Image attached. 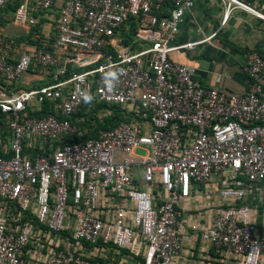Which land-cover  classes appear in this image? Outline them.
<instances>
[{"label":"built area","instance_id":"1","mask_svg":"<svg viewBox=\"0 0 264 264\" xmlns=\"http://www.w3.org/2000/svg\"><path fill=\"white\" fill-rule=\"evenodd\" d=\"M55 1L21 0L14 24L35 26ZM221 2L222 23L233 9L264 20L242 0ZM192 6L193 0H62L52 42L11 48L13 54L0 48V264L119 263L97 261L95 250L105 246L141 264H171L187 229H197L187 227L179 204L212 181L222 202L201 239L238 264H264L257 225L264 57L244 63L243 93L204 86L191 66L169 57L216 34L174 42ZM129 19L134 39L115 45ZM138 38L145 44L134 48ZM30 70H45L50 82L18 88ZM94 103L119 105L129 119L85 138L88 128L78 125L84 117L75 114ZM107 106L99 118L110 113Z\"/></svg>","mask_w":264,"mask_h":264},{"label":"crops","instance_id":"2","mask_svg":"<svg viewBox=\"0 0 264 264\" xmlns=\"http://www.w3.org/2000/svg\"><path fill=\"white\" fill-rule=\"evenodd\" d=\"M242 1L264 14V0ZM61 3L62 0H56L49 10L37 16L38 32L33 33L34 40L54 35L53 25ZM223 10L221 0H193V6L183 16L174 42L183 44L205 39L214 32L216 34L192 49L174 50L169 53V57L173 61L191 66L194 76L204 86H216L226 93L239 94L245 92L249 84V78L243 69L246 60L258 54L264 57V20L251 12L233 9L228 19L222 23ZM25 28L22 27L24 33L28 34L30 28ZM119 34L121 33L113 39L115 45L121 40ZM144 44V40L138 38L133 47L141 48ZM49 82L50 76L46 72L30 70L23 74L17 87L25 89ZM262 86L264 88V74ZM119 202V199L113 200V203ZM221 202L216 181L203 185L199 193H193L180 202L185 224L187 227L196 224L197 229H187L188 237L171 264H238L235 255L228 251L215 252L200 237L201 229L210 225L212 214ZM257 225L264 232V204L260 209ZM95 252L99 262L113 260L116 263L119 260L117 264H141L139 259L119 254L111 246L99 248Z\"/></svg>","mask_w":264,"mask_h":264},{"label":"trees","instance_id":"3","mask_svg":"<svg viewBox=\"0 0 264 264\" xmlns=\"http://www.w3.org/2000/svg\"><path fill=\"white\" fill-rule=\"evenodd\" d=\"M20 1L21 0H12L11 2L7 3L6 5L0 6V7H7L9 10H12V12H15ZM28 32L29 33L25 35L27 40L32 38V35L34 32H38L37 23L35 26H32ZM135 32H136V23L132 19H129V22L126 23V25H124L122 27V33L121 34H124L123 36L125 38H131L130 40L132 41L134 38ZM40 38H42V39L38 38L35 40H31V42L33 41V43H30V44L42 45L41 43H42V40H44V39H46V41H48V42H52L54 40V35L46 37V38H44V36H43ZM125 43L128 44L130 42H128V39H125ZM30 44H28V45H30ZM258 55L263 57L260 54H258ZM104 106H107V105L100 104V103H94L93 108L84 107L78 113L75 114L76 117H84V120L80 121L78 123V125L80 127L88 128V130L84 134L85 138H87V137H98L103 130H107L110 127L114 126L115 124H117L121 121H126L129 119L128 113H126L119 105H114V104L107 106L111 110L109 114H106V115L102 116L101 118H99L96 115V113L98 112V110L102 109ZM45 109H48V107H46ZM248 203H250L252 205L254 203V200L249 199ZM263 204H264V201L262 203L259 202V208L260 209L263 206Z\"/></svg>","mask_w":264,"mask_h":264},{"label":"rangeland","instance_id":"4","mask_svg":"<svg viewBox=\"0 0 264 264\" xmlns=\"http://www.w3.org/2000/svg\"><path fill=\"white\" fill-rule=\"evenodd\" d=\"M14 12L9 10L7 7H0V48L4 49L10 54L15 53L11 48H15L17 51L25 49L27 44H30L31 38L26 39L24 30L20 26H16L13 22ZM27 29V27L25 28ZM124 34L120 35V39L125 43V39H128V42H131V38H125ZM12 41V44L10 42ZM10 44V45H9ZM10 46V47H9ZM34 72H46L45 70H35ZM49 75L48 72H46ZM23 77V76H22ZM22 79V78H21ZM137 154H142L143 150H136Z\"/></svg>","mask_w":264,"mask_h":264},{"label":"clouds","instance_id":"5","mask_svg":"<svg viewBox=\"0 0 264 264\" xmlns=\"http://www.w3.org/2000/svg\"><path fill=\"white\" fill-rule=\"evenodd\" d=\"M85 99H86V100H90L91 97H90V96H85Z\"/></svg>","mask_w":264,"mask_h":264}]
</instances>
